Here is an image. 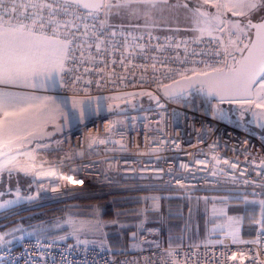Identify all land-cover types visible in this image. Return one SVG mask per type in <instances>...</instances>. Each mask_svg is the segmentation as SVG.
Segmentation results:
<instances>
[{
  "label": "built area",
  "instance_id": "1",
  "mask_svg": "<svg viewBox=\"0 0 264 264\" xmlns=\"http://www.w3.org/2000/svg\"><path fill=\"white\" fill-rule=\"evenodd\" d=\"M0 24H25L68 42L60 84L52 91L67 97L158 93L181 77L235 66L251 39L243 35L230 48L214 33L193 37L116 26L104 6L90 10L65 0H0ZM201 93L199 108L161 96L150 107L114 112L49 138L51 155L37 160L45 174L29 193L50 201L141 189L264 197V138L222 117V102L203 87ZM0 259L7 264H264V228L249 240L135 250L25 236L0 247Z\"/></svg>",
  "mask_w": 264,
  "mask_h": 264
},
{
  "label": "rangeland",
  "instance_id": "2",
  "mask_svg": "<svg viewBox=\"0 0 264 264\" xmlns=\"http://www.w3.org/2000/svg\"><path fill=\"white\" fill-rule=\"evenodd\" d=\"M160 2L105 0L110 6L104 8L110 24L145 29L148 27L145 23L159 16L163 6L156 3ZM249 4L256 7L251 8ZM200 6L205 7L203 4ZM223 10L227 19L223 24L216 25L213 33L224 37L230 48H235L243 35L252 38V29L246 21L264 17V0H249ZM198 28L204 30L207 27ZM52 90L9 93L8 99L12 98L16 103L8 105L6 113L0 118V247L6 245L4 241L11 237L53 236L116 250H135L155 245L249 240L243 235L245 224L249 230L250 227L256 231L264 228V198L242 192L220 191H157L140 194L134 201L115 196L106 203L74 202L53 223H43L39 227L25 224L10 227V219H5L10 214L48 201L37 192L31 195L29 190L36 187V182L45 174L37 160L45 159L49 154L46 142L51 135L63 134L72 127L88 123L109 105L121 112L148 107L138 97L142 93L67 97L53 94ZM124 95H132L136 99L124 101L121 99ZM183 96L187 97L186 94ZM245 101L220 103L218 113L226 118L231 115L239 119L245 127L261 130L264 137V88L261 81L255 88L252 103ZM182 194L188 198L189 208L163 210L165 199ZM245 216L249 218L246 223ZM0 264L6 263L0 259Z\"/></svg>",
  "mask_w": 264,
  "mask_h": 264
},
{
  "label": "snow or ice",
  "instance_id": "3",
  "mask_svg": "<svg viewBox=\"0 0 264 264\" xmlns=\"http://www.w3.org/2000/svg\"><path fill=\"white\" fill-rule=\"evenodd\" d=\"M138 2L147 3L150 0ZM65 3H74L87 9H99L102 6L98 0H65ZM103 6L110 5L105 3ZM248 6L256 7L255 4ZM250 26L257 29V39L248 47L247 55L236 66H229L227 72L217 70L215 77L200 82L207 86L209 95L219 97L221 102H231L237 96L250 95L258 76L264 88V23ZM32 35L33 30L25 24L0 26V83L30 79L39 81L43 77L55 87V75L63 69L66 48L62 45L41 47L38 42L30 39ZM245 102L252 103L251 100Z\"/></svg>",
  "mask_w": 264,
  "mask_h": 264
},
{
  "label": "crops",
  "instance_id": "4",
  "mask_svg": "<svg viewBox=\"0 0 264 264\" xmlns=\"http://www.w3.org/2000/svg\"><path fill=\"white\" fill-rule=\"evenodd\" d=\"M247 2H249V0H167L165 3L164 0H161L160 3H156L163 6L161 7V11L160 6L158 8V11H160L159 16L156 19L151 20L150 23H145L144 25L148 26L145 30L149 29L154 32L179 36L199 37L207 33H213L216 25L223 24L225 19H227L222 13L225 7L237 6L239 3L245 4ZM200 4H203L205 7L202 8ZM0 26H16V24H0ZM199 26L207 28L203 30L202 28H198ZM29 28L32 29L31 27ZM30 39L38 42L41 47L47 46L54 48L58 45L64 46L66 48L63 65L64 69L69 47L67 41L50 36L39 35L34 31ZM62 70L55 75V87L52 86L51 81H47L43 77H41L39 81L30 79L28 81L18 80L8 84L0 83V118L6 113L8 105L14 106L16 103L14 99H8L9 93L13 94L15 91L25 90L39 92H50L52 89L55 90L60 84ZM6 227L8 228L9 226ZM17 240L19 239L11 237L4 241V243L10 245Z\"/></svg>",
  "mask_w": 264,
  "mask_h": 264
},
{
  "label": "trees",
  "instance_id": "5",
  "mask_svg": "<svg viewBox=\"0 0 264 264\" xmlns=\"http://www.w3.org/2000/svg\"><path fill=\"white\" fill-rule=\"evenodd\" d=\"M201 88L202 87H199L195 90H192V91L186 93L187 97H185V98H182V97H184L182 95L180 97H177V99L180 102L186 104L187 106H190L193 108H199L204 103V98H203V95L201 93ZM122 94H126V93H122ZM148 95H149V93H142L138 97H140L141 100L146 105H148V107H150L154 104L150 102L151 100L148 99ZM121 99L124 101H127V100H133L136 98L133 97L132 95H124V98H121ZM225 103H227V102H225ZM222 104H224V103L222 102ZM115 109H116V107H115ZM119 111L121 112V110L112 109V107L109 105L104 112H102L100 115H94L93 118L95 119V118L101 117L104 114L108 115V114H111L114 112H119ZM228 116H229L228 118H226V116H222V117L230 120L234 124L242 126L246 129H248L252 132L258 133L262 136L261 130H259V129L255 130L253 128H249L248 126L245 127V126L241 125L239 119H237L231 115H228ZM75 127H77V126H75ZM72 128H74V127H72ZM59 135H61V134H54V135H51L49 138L56 137ZM157 191H168L170 193L183 192V190L141 189V190H130V191L129 190L112 191V192L105 193L103 195L66 197V198L54 200V201L48 200V201H45V203L35 204V205L30 206V207L23 208L22 210H20L18 212L10 214L5 219H7V220L10 219L8 221V224L10 226H16L18 224H25L27 226L37 225V227H39L40 224H43V223L50 224V223H53V222L57 221L58 219H60L66 213V211L71 208L70 207L71 203H74V202L84 203L86 201H102L103 203H106L108 200H110V198L115 197V196L129 198L128 200L134 201L135 200L134 198H136L140 194H146L148 192H157ZM199 192H204V191H199ZM245 194H248V193H245ZM41 199H43V198H41ZM116 201H119V200H116ZM188 201L189 200L186 197V195H183V194L179 195V196L178 195H175V196L172 195V197H169V198L164 200L163 210L164 209L165 210H167V209L168 210H176L177 208H189L190 204ZM247 219H249V218L247 216H245V221H244L245 223H246ZM248 227L249 226L247 224L244 225L243 235L245 237H247V238L249 237L251 239L256 235L257 231L253 227H250V230H249ZM47 237L51 238V239H58L57 237H53V236L52 237L47 236ZM58 240H60V239H58ZM67 240L71 241V242H75L71 238H69Z\"/></svg>",
  "mask_w": 264,
  "mask_h": 264
},
{
  "label": "water",
  "instance_id": "6",
  "mask_svg": "<svg viewBox=\"0 0 264 264\" xmlns=\"http://www.w3.org/2000/svg\"><path fill=\"white\" fill-rule=\"evenodd\" d=\"M99 3H101V8L103 7L105 0H98ZM90 10H98V9H90ZM264 23V17L259 20L254 19H248L246 21V25L249 26L252 29V38L250 43L248 44L247 48L245 49L242 57L246 56L248 53V47L251 46L253 42L256 41V32L257 29L255 27H251L250 25H258ZM241 57V58H242ZM240 58V60H241ZM239 60V61H240ZM237 65V64H236ZM235 65V66H236ZM224 72H227L229 68L221 69ZM217 75V70L208 71L205 73H195L189 76L181 77L179 79H176L170 83H167L163 85L160 88V92L158 93H151L148 95V99L151 100L154 104L158 103L160 101L161 96L165 97H180L182 95H185L186 93L195 90L199 87H204L208 93V89L206 85H202L200 82L208 80L210 77H215ZM260 82V77H257V82L252 85V92L248 96H237L232 101H245V100H252L255 97V88ZM209 95V94H208ZM214 100L220 101L219 97L214 95H209ZM221 102V101H220ZM224 102H228V100H225ZM107 115L104 114L101 116V118H105ZM92 123V120L86 123L87 125H90ZM75 128V127H74Z\"/></svg>",
  "mask_w": 264,
  "mask_h": 264
},
{
  "label": "bare ground",
  "instance_id": "7",
  "mask_svg": "<svg viewBox=\"0 0 264 264\" xmlns=\"http://www.w3.org/2000/svg\"><path fill=\"white\" fill-rule=\"evenodd\" d=\"M5 104V103H4ZM48 153V152H47ZM50 154V153H49ZM48 154V155H49ZM51 155V154H50ZM44 157V156H43ZM37 176H38V174H37ZM29 178H31V177H29ZM21 180V179H20ZM23 180V179H22ZM29 180V179H28ZM34 181V180H33ZM7 182V181H6ZM26 183V182H25ZM22 184V183H21ZM28 184V183H27ZM34 186V185H33ZM24 187H25V185H24ZM32 187V186H31ZM2 188H3V186H2ZM35 188V187H34ZM1 189V188H0ZM14 189V188H13ZM26 189V188H25ZM30 189V188H29ZM3 190V189H2ZM1 191V190H0ZM24 195H26V194H24Z\"/></svg>",
  "mask_w": 264,
  "mask_h": 264
}]
</instances>
